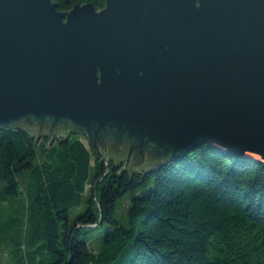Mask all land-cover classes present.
I'll list each match as a JSON object with an SVG mask.
<instances>
[{
	"label": "water",
	"instance_id": "water-1",
	"mask_svg": "<svg viewBox=\"0 0 264 264\" xmlns=\"http://www.w3.org/2000/svg\"><path fill=\"white\" fill-rule=\"evenodd\" d=\"M0 125L83 133L130 182L203 143L264 162V0H0Z\"/></svg>",
	"mask_w": 264,
	"mask_h": 264
},
{
	"label": "trees",
	"instance_id": "trees-1",
	"mask_svg": "<svg viewBox=\"0 0 264 264\" xmlns=\"http://www.w3.org/2000/svg\"><path fill=\"white\" fill-rule=\"evenodd\" d=\"M52 1L62 13L106 5ZM28 130L0 125V202L27 219L24 235H0V264H264L263 161L203 143L130 182L83 133Z\"/></svg>",
	"mask_w": 264,
	"mask_h": 264
},
{
	"label": "rangeland",
	"instance_id": "rangeland-1",
	"mask_svg": "<svg viewBox=\"0 0 264 264\" xmlns=\"http://www.w3.org/2000/svg\"><path fill=\"white\" fill-rule=\"evenodd\" d=\"M54 134V133H53ZM52 134V135H53ZM59 135H61L59 133ZM83 135V140L87 143L88 146H90V140L86 138L87 135ZM127 199H124L126 201ZM123 205H120V208L116 212V217H120L121 213L123 211ZM21 209L17 207V204H14L12 208H7V210H3V204L0 202V222L4 224H0V235H7L6 230H9L10 233H12V236L20 237L21 235H24L25 228L27 226V219L25 217H21L20 215ZM97 233L93 232L91 233V236H95ZM93 244L96 245L97 241L95 242V239H93ZM3 246V244H2ZM2 247L0 246V258L3 259L2 254Z\"/></svg>",
	"mask_w": 264,
	"mask_h": 264
}]
</instances>
